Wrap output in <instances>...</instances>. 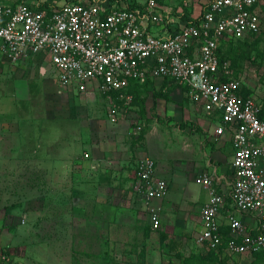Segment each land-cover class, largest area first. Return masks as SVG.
<instances>
[{
  "label": "rangeland",
  "instance_id": "374dc122",
  "mask_svg": "<svg viewBox=\"0 0 264 264\" xmlns=\"http://www.w3.org/2000/svg\"><path fill=\"white\" fill-rule=\"evenodd\" d=\"M260 31L227 50L223 63L264 110V18ZM2 70L0 264H222L211 253L189 257L180 247L181 226L175 220L182 205L166 213L162 231L149 227L133 204L131 210L123 207L128 206L123 200L130 188L131 154H147L159 170L177 173L186 156L200 158L210 138L216 140L211 133L219 124L213 120L209 126L184 90L149 84L120 101L95 85L61 86L40 67ZM112 103L120 107L116 122ZM109 143L124 160L114 186L109 185L114 176L92 163L93 149ZM94 183L109 189L105 203L91 189ZM115 198L120 199L116 209L109 205ZM197 211L189 224L196 222ZM189 229L183 230L187 240L196 233ZM246 264H264V258Z\"/></svg>",
  "mask_w": 264,
  "mask_h": 264
},
{
  "label": "built area",
  "instance_id": "2783aa9c",
  "mask_svg": "<svg viewBox=\"0 0 264 264\" xmlns=\"http://www.w3.org/2000/svg\"><path fill=\"white\" fill-rule=\"evenodd\" d=\"M162 0H66L56 8L37 0H0V54L17 63L37 55L49 57L61 86L95 84L101 93L129 100L134 84L166 80L184 90L203 114L217 119L215 136L229 135L233 155L230 191L220 193L211 176L196 180L207 193L200 211L202 230L195 240L207 251L229 254L264 253V121L252 97L242 95V83L231 78L218 50L224 43L258 35L264 18V0H210L199 17L156 36L152 27L165 28L169 11ZM137 7H134L136 6ZM139 6V7H138ZM120 107L112 103L113 122ZM87 157V156H86ZM132 190L143 202L153 230L160 228V209L168 183L156 176L150 157L137 162ZM251 215L248 229L232 212ZM221 219L228 228L221 233Z\"/></svg>",
  "mask_w": 264,
  "mask_h": 264
},
{
  "label": "crops",
  "instance_id": "0c3cea01",
  "mask_svg": "<svg viewBox=\"0 0 264 264\" xmlns=\"http://www.w3.org/2000/svg\"><path fill=\"white\" fill-rule=\"evenodd\" d=\"M1 1L2 3H5V4H13L16 0H1ZM65 1L66 0H55V1L54 0L52 1L51 0H37L38 3L43 2V4L46 5V7L50 6L51 9L54 7L58 8L62 6L65 3ZM138 1L140 3L142 2V0H138ZM209 1L210 0H162L160 2V7H161L160 9L162 11L166 10L170 12V16L168 17L167 26L165 28L156 27V26L152 27L150 32L156 36H167V35L169 36L175 31L176 28H180L184 26L186 22H190L194 20L195 18L199 17V15L203 12V10L205 9ZM134 7H137V5ZM2 66L3 67L5 66L6 68H10L11 71L12 70L18 71L20 68H23L25 66L29 68L40 67L42 72H45V69L51 71L54 76V82L57 83L55 72L53 71V68L50 64L49 57L46 55H37L31 58L30 57L25 58L23 60L18 61L17 63H11L4 56L0 54V78L2 74L4 73L2 70L3 68ZM156 83H159V86L161 88L164 83L169 84V82L166 80L158 79V80L148 81L147 85L153 84L157 86ZM90 85L94 86L95 84H89V86ZM170 85H174V84L170 83L169 86ZM192 106H194V108H196L198 111L199 110L201 111L204 120L207 121L205 122L209 126L212 124L211 121L213 120L217 121V119H213V118H209L205 116L201 108L198 105L194 104ZM217 124H219L218 121H217ZM212 133L211 135H215L214 134L215 131H213ZM211 140L212 138H210V141ZM210 141H208V144L206 143L204 145L203 147L204 152L201 154L200 158H197L196 160H194L193 158L190 159L189 156L185 155L187 159H183V161L181 160L182 161V166H181L182 171L177 172L178 174L176 173V171L173 172V169H171L169 173L166 171L165 173L161 169L159 170L157 163L155 162L156 163V176L158 178L164 179L168 183L169 192H168L167 197L163 201H156L153 203V205L154 207H157L160 209L161 231L163 230V227H162L163 218L166 216V213L169 210H171L172 207L174 209L177 208L179 210V206L182 205L183 210L178 211L179 215L178 214L176 215L177 219L175 220V223H177L178 226H181L180 227L181 233H179L176 238L178 239V241H181L180 247L185 249V251L186 250L188 251V252L186 251L187 256L190 257L192 255H197L199 252L204 251V252L211 253L222 264H246V262L248 261L256 260V254L253 256L236 255V254L234 255V254H229L225 252L224 250H220L219 252H212V251L210 252V251H207L205 248L197 246L195 244V240L202 230L200 211L203 205L207 201L206 191L200 185L196 184V180L198 179L200 175L206 174L207 176H211L212 178L216 180L214 181V186L220 193L222 192L226 193L230 191V187H229L230 186L229 184L231 183L230 164H231L232 155H233V149H232L230 137L229 135L225 134L218 140H212L213 142L212 141L210 142ZM225 147L228 148L227 152L229 151L230 153L228 156L226 155L227 153H226ZM110 148L112 149V151H109ZM115 149L116 148L114 147V144L112 143H109L103 146H98L97 148L93 149L95 150V157L92 162L93 166L95 168L97 167L98 169L103 170L104 172L109 173V175L111 176L113 175L115 178L109 181L110 186H114L113 182L116 183L117 179L121 178V172L123 169L122 168L121 170H119L120 168L118 167V163L120 164L124 160L121 159V154L114 152ZM135 157L139 161L141 158L150 157V156H148L147 154H136V156L132 154L130 155L129 158L132 160H128V161L133 162V166L132 165L129 166V168H131V171L130 173L128 172V175L130 174L129 177L131 180L130 186H129L130 188H129L128 195L123 200L124 202H126L128 206L123 205V207L127 209H129L130 207V210H131V206L133 204L135 206L133 209L147 216L149 227H151L149 216H148L147 210L144 207L143 202L140 200V198L136 194H134L132 190V184L135 180L136 166L138 162ZM133 159L136 161H133ZM97 177L103 178V174L98 172ZM104 185H105L104 183L102 184L94 183L91 188V189H94L93 190L94 194L95 193L98 194L99 203H105L109 199V194L106 192H105L106 194L104 193L105 189H108V188L105 187L106 185L105 186ZM192 185H197L200 191L197 192L194 188H192ZM114 193L115 192H113V194ZM116 200H120V199L115 198L109 204L111 207L115 209L117 208V205H118L116 203ZM195 208H197L198 210L197 217L193 216V218L195 219L194 221L196 222L193 223L192 221H190V224H189L188 217H190L192 212L195 211ZM228 211L234 213L236 217L239 220H241L245 226L248 227V229H252L255 227L256 222L253 216L243 215L239 213L236 214L234 212V209L231 207L229 203L226 204V209L222 212V217H224ZM221 221H222L221 233L226 238L229 234V228L223 219H221ZM187 227L190 228L189 229L190 231L194 230V232H196L195 235H193L192 238H190L189 240H187L186 236H184L187 233L183 231ZM196 249H199V251H196ZM182 252H184V250H182ZM258 254L260 253H257V255ZM261 254L262 256H264V253H261Z\"/></svg>",
  "mask_w": 264,
  "mask_h": 264
},
{
  "label": "trees",
  "instance_id": "16d2710c",
  "mask_svg": "<svg viewBox=\"0 0 264 264\" xmlns=\"http://www.w3.org/2000/svg\"><path fill=\"white\" fill-rule=\"evenodd\" d=\"M44 6H46V5H44ZM262 9H264V8H262ZM260 32H261V31H260ZM259 34H260V33H259ZM254 37H255V35H253V36H251V37H249V38H247V39H244V40H242V41H241V40H238V41H235V42H234V41H230V42H228V43H224V44H222V46H221L220 49L218 50V57H219L220 62H221V63L224 62L223 55L227 52V50L229 51L233 46H235V44L245 42V41H247V40H249V39H252V38H254ZM231 78H232V77H231ZM147 84H148V82L145 83L144 85H137V84H134V85H132L131 87H129V90L127 91V93L134 92V90H136V89H138V88L145 87ZM242 95H243L244 97H247V96H248V95L245 94V92H243V90H242ZM259 118H260V120L264 121V110H261L260 115H259ZM256 258H264V256H262V254L260 253V254H258V255L256 254ZM189 261H190V260H187L185 264H189Z\"/></svg>",
  "mask_w": 264,
  "mask_h": 264
}]
</instances>
